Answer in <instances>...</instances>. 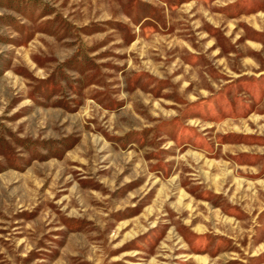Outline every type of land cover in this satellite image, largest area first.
I'll return each mask as SVG.
<instances>
[{"label": "rangeland", "instance_id": "1", "mask_svg": "<svg viewBox=\"0 0 264 264\" xmlns=\"http://www.w3.org/2000/svg\"><path fill=\"white\" fill-rule=\"evenodd\" d=\"M0 264H264V0H0Z\"/></svg>", "mask_w": 264, "mask_h": 264}]
</instances>
